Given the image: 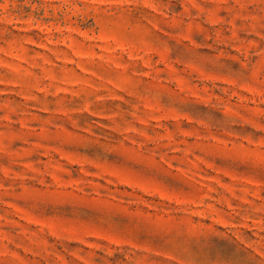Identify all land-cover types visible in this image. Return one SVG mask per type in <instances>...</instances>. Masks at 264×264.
<instances>
[{
	"label": "rangeland",
	"instance_id": "1",
	"mask_svg": "<svg viewBox=\"0 0 264 264\" xmlns=\"http://www.w3.org/2000/svg\"><path fill=\"white\" fill-rule=\"evenodd\" d=\"M0 264H264V0H0Z\"/></svg>",
	"mask_w": 264,
	"mask_h": 264
}]
</instances>
